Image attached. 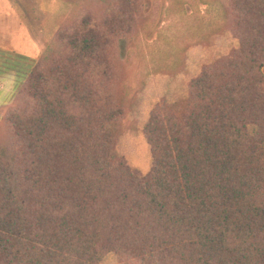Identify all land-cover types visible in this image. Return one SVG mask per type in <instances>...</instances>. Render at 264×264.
<instances>
[{
	"label": "trees",
	"instance_id": "trees-1",
	"mask_svg": "<svg viewBox=\"0 0 264 264\" xmlns=\"http://www.w3.org/2000/svg\"><path fill=\"white\" fill-rule=\"evenodd\" d=\"M66 1L0 117V264H264V0H222L214 57L141 120L144 173L119 56L144 0Z\"/></svg>",
	"mask_w": 264,
	"mask_h": 264
},
{
	"label": "rangeland",
	"instance_id": "rangeland-1",
	"mask_svg": "<svg viewBox=\"0 0 264 264\" xmlns=\"http://www.w3.org/2000/svg\"><path fill=\"white\" fill-rule=\"evenodd\" d=\"M66 0H0V117L57 29L77 7ZM222 0H144L140 30L123 40L124 88L129 103L143 97L139 117L124 118L120 149L140 172L150 167L141 120L166 87L188 83L191 75L214 57V37L225 26ZM181 63H184L181 67ZM264 72V68H263Z\"/></svg>",
	"mask_w": 264,
	"mask_h": 264
},
{
	"label": "crops",
	"instance_id": "crops-1",
	"mask_svg": "<svg viewBox=\"0 0 264 264\" xmlns=\"http://www.w3.org/2000/svg\"><path fill=\"white\" fill-rule=\"evenodd\" d=\"M1 92H2V96H3V95L5 94L6 91H5V90H4V91L2 90V91H0V93H1Z\"/></svg>",
	"mask_w": 264,
	"mask_h": 264
}]
</instances>
